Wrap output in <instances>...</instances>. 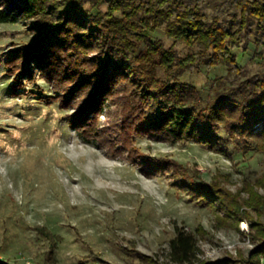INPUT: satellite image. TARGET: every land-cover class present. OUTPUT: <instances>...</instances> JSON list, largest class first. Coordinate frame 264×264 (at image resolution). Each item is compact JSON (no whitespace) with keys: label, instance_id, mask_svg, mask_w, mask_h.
I'll use <instances>...</instances> for the list:
<instances>
[{"label":"rangeland","instance_id":"obj_1","mask_svg":"<svg viewBox=\"0 0 264 264\" xmlns=\"http://www.w3.org/2000/svg\"><path fill=\"white\" fill-rule=\"evenodd\" d=\"M223 1L205 0L206 20ZM84 7L93 13L108 9L104 2L93 7L87 1ZM33 22L0 23V259L10 264H176L169 243L177 227L196 235L201 260L247 256L257 244L249 220L223 225L174 176L219 184L264 222V142L260 150L248 149L224 126L218 149L192 140L131 135L117 127L124 112L111 100L104 102L95 125L115 148L87 139L71 122L79 98L63 103L56 78L39 72L17 80V59L9 57L35 42ZM151 37L173 46L179 58L198 55L184 69L175 65L170 75L197 88L200 99L192 106L198 110L233 89L240 97L264 81V37L242 40L234 50L235 71L224 60L208 70L211 50L174 41L164 24ZM136 154L168 167L146 174L132 158Z\"/></svg>","mask_w":264,"mask_h":264},{"label":"trees","instance_id":"obj_2","mask_svg":"<svg viewBox=\"0 0 264 264\" xmlns=\"http://www.w3.org/2000/svg\"><path fill=\"white\" fill-rule=\"evenodd\" d=\"M87 1L93 7L104 2L108 9L93 13L84 7ZM204 3L205 0H0V23L34 19L35 42L9 57L12 62L17 59V80L33 79L39 72L47 79L56 78L57 90L63 91V103L79 98V109L71 122L84 131L87 139L97 138L102 145L115 148L111 139L103 136L105 130L99 132L95 125L104 102L111 100L124 112L117 127L131 135L171 142L192 140L218 149L225 139L220 133L224 126V131L248 149L260 150L264 142V81L240 97L235 94L238 89H233L208 108L198 110L192 106L200 99L197 88L170 76L175 65L184 69L198 55L179 58L173 46L165 47L151 37V32L164 24L174 41L197 43L203 51L211 50L208 70L221 60L231 71L237 70L234 50L242 40L255 36L256 42H261L264 37V0H225L209 21L203 12ZM132 158L142 164L146 174L168 167L165 161L140 154ZM174 178L191 198L211 208L223 225L249 220L251 236L257 244L247 256L201 260L196 235L177 227L169 243L173 262L261 264L264 222L252 218L238 196L219 184L197 182L184 174ZM0 264L10 263L0 259Z\"/></svg>","mask_w":264,"mask_h":264},{"label":"bare ground","instance_id":"obj_3","mask_svg":"<svg viewBox=\"0 0 264 264\" xmlns=\"http://www.w3.org/2000/svg\"><path fill=\"white\" fill-rule=\"evenodd\" d=\"M243 226H244V227H246V226H247V224L244 222V223H243Z\"/></svg>","mask_w":264,"mask_h":264},{"label":"crops","instance_id":"obj_4","mask_svg":"<svg viewBox=\"0 0 264 264\" xmlns=\"http://www.w3.org/2000/svg\"><path fill=\"white\" fill-rule=\"evenodd\" d=\"M261 264H264V258H262V262H261Z\"/></svg>","mask_w":264,"mask_h":264}]
</instances>
